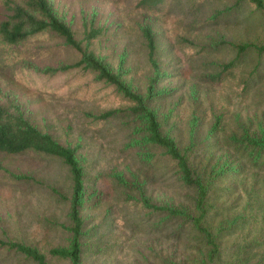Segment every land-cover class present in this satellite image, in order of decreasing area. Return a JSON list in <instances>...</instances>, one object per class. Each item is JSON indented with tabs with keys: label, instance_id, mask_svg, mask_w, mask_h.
<instances>
[{
	"label": "rangeland",
	"instance_id": "obj_1",
	"mask_svg": "<svg viewBox=\"0 0 264 264\" xmlns=\"http://www.w3.org/2000/svg\"><path fill=\"white\" fill-rule=\"evenodd\" d=\"M51 1L78 38L83 37L86 22L108 28L91 49L140 93L146 92L154 75L141 30L145 23L152 24L164 76L158 85L163 92L151 105L164 129L182 145L188 144L194 130L197 159L210 168L238 166L219 181L213 194L215 207L208 220L219 233L221 254L209 260L197 232L186 227L179 235L172 232L171 224L158 225L159 217L148 218L127 197L136 189L112 179L111 174H121L160 203L188 201V191L175 172L163 160L143 156L142 126L132 117L98 124L86 116L130 103L93 72L45 73L46 67L79 59L57 34L46 32L17 44L0 36V102L14 97L37 126L64 144H81L87 185L101 189L83 208L88 228H93L84 264H264V165L247 162L224 141L225 135L245 129L264 130V53L260 60L253 52L246 55L232 74L217 83L207 77L219 63L235 56V51L217 42L264 43V11L242 1L232 13L215 17L236 0H166L153 8L143 6L141 0ZM5 13L0 0V20ZM256 65L257 72L250 76ZM0 160L71 196L70 170L61 160L32 153H0ZM69 207L68 201L58 200L45 187L0 179L1 236L42 251L66 244L70 234L59 224L69 225ZM49 258L54 264H69ZM0 264L36 263L0 249Z\"/></svg>",
	"mask_w": 264,
	"mask_h": 264
},
{
	"label": "trees",
	"instance_id": "obj_2",
	"mask_svg": "<svg viewBox=\"0 0 264 264\" xmlns=\"http://www.w3.org/2000/svg\"><path fill=\"white\" fill-rule=\"evenodd\" d=\"M165 1L141 0V4L153 8ZM242 1H248L264 11V0H236L233 5L219 9L215 17L232 13ZM4 7L6 13L0 20V36L5 42L17 44L50 32L57 34L56 36L62 38L69 48L79 54L78 61L46 67L45 73L54 75L71 70L93 72L97 80L113 87L130 103L126 107L108 109L99 114L86 112V116L92 117L98 124L116 117H132L137 126L138 123L142 126L140 143L142 142L146 148L143 156L148 159L163 160L169 170L175 172L180 185L188 191V201L160 203L148 195L142 185L128 184L121 174H111L112 179L118 181L120 186L136 189V194H129L127 197L135 200L142 209L141 212H144L148 218L159 217L158 225L171 224L174 226L172 231L174 234L180 235L186 227H190L204 241V246L208 248L209 260L220 256L219 233L209 223L208 216L215 207L213 194L219 181L228 176L227 173L236 171L238 166L210 168L208 163L197 159L198 142L194 130L191 132L188 144L182 145L177 136L164 129L163 121L151 105L163 92L158 89V85L164 76L157 56V32L153 25L145 23L141 27L154 75L149 81L146 92L140 93L125 83L120 71H114L91 49L93 41L108 31L107 27L86 22L83 37L78 38L73 27L59 17L51 0H4ZM217 44L231 48L235 51V56L228 62L219 63L214 68V72L207 75L212 83L221 81L224 75L232 74L242 59L251 52L259 56L258 60L264 53V43L223 40ZM257 68L258 65L253 67L250 76L257 72ZM245 84L248 85V82L246 81ZM218 125L219 119L209 133L212 134ZM224 141L242 159L254 165H264V130L251 133L245 129L241 134L225 135ZM80 147L79 143L64 144L53 133L37 126L14 97H7L5 102H0V153L10 156L32 153L44 158L59 159L69 167L72 179V193L68 196L36 175L16 171L0 160V179L13 184L45 187L58 200H66L70 204L69 225L59 224L70 234L66 244L42 251L36 245L0 235V249L14 252L36 264H54L49 255L59 260H66L69 264H84L85 252L90 246L89 236L93 228H88V219L83 213V208L94 193L100 192L101 189L93 186L89 188L87 185L86 168L81 160Z\"/></svg>",
	"mask_w": 264,
	"mask_h": 264
}]
</instances>
